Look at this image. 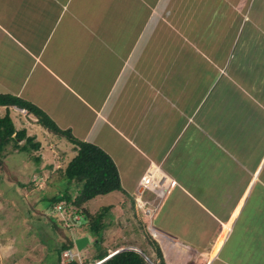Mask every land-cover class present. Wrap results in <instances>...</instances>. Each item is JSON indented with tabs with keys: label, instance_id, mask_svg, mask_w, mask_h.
Returning a JSON list of instances; mask_svg holds the SVG:
<instances>
[{
	"label": "crops",
	"instance_id": "0c3cea01",
	"mask_svg": "<svg viewBox=\"0 0 264 264\" xmlns=\"http://www.w3.org/2000/svg\"><path fill=\"white\" fill-rule=\"evenodd\" d=\"M206 2L0 0V93L29 101L59 128L104 150L118 169L122 187L137 189L150 172L164 173L168 184L172 180L152 216L157 220L154 241L164 264H264V0H210L223 39L204 44L189 40L184 29L195 19V8ZM171 5L176 16L185 19L184 29L171 20L175 14L169 12ZM151 18L174 27L196 58L216 69L213 77L232 81L235 91L238 88L260 107L256 115L239 120L232 134L224 131L225 123L212 130L208 137L214 148L235 162L223 169L210 161L211 170L199 183L202 174L187 177L166 165L169 140L158 148L147 143L153 134L158 138L157 128L166 135L171 128L169 109L162 102L175 95L167 75L179 69L141 73L142 32ZM233 56L236 72L228 74ZM135 80H141L142 87ZM133 104L142 105V110H134ZM185 109L190 112L179 115L182 123H172L177 124L172 142L188 124L202 129V119L195 120L196 108ZM152 110L158 117L148 115L152 120L143 126L142 120L136 122L135 111L142 116ZM151 122V130L143 132ZM247 136L253 143L246 147L228 140L247 141ZM174 202L186 209H171ZM178 246L183 249L176 252Z\"/></svg>",
	"mask_w": 264,
	"mask_h": 264
},
{
	"label": "rangeland",
	"instance_id": "374dc122",
	"mask_svg": "<svg viewBox=\"0 0 264 264\" xmlns=\"http://www.w3.org/2000/svg\"><path fill=\"white\" fill-rule=\"evenodd\" d=\"M169 12H174V6H170ZM194 12L195 19L192 18L190 25L185 27V29V19L178 18L175 12L171 20L182 25L180 28L184 29L185 37H188L189 40L204 44L205 42H221L224 30L220 29L219 19L212 15L214 12L210 8V0L206 3H201V6L195 8ZM146 28L148 30L145 29L142 32V54L140 57L136 56L135 58L139 57L140 63L138 66H140L141 73L142 71L150 73L149 71L155 68H179L175 73L171 74L170 72L167 75V77L172 79L171 82L173 83L170 85L176 93L168 97L167 101L162 102V106L166 110L169 109L166 116L169 120L167 124L170 123L171 128L167 135L166 132H160L161 129L157 128L158 138H155L153 134L147 143L149 145L154 143V147L158 148L164 139L169 140L170 144L164 150L166 160L168 158L166 165H169L174 170L179 169V173L182 175L187 174V177L190 174L191 176L192 174L195 176L202 174L198 178L197 182L199 183L204 173H208L211 170L208 166L210 161L212 163L216 162L213 166H223V169L225 166L232 165L235 162L230 157H222V153H219L214 148L213 139L208 137L209 134L212 135V130L216 129L219 123H225L226 128L224 131L232 134V131L236 130V125L240 123L239 120H242L245 116L256 115L260 107L251 104L250 100L241 94L238 88L235 91L232 81L218 80L220 77H213V74L217 73L216 69L211 68L209 63L206 64L196 58L193 53L194 49L187 46L174 27L169 28L167 25L160 24L159 20L156 21L155 18H151L150 24ZM200 47H197L198 50ZM197 59L199 63L196 61ZM134 64L135 60L132 58L131 67ZM234 64L235 59L233 56L228 65V67H232L228 68L230 70H228V74L231 71L236 72L235 68H233ZM192 68L196 71V74ZM140 81L135 80L136 85L140 84ZM138 87H142V85H138ZM206 87L207 89L205 90ZM204 90L208 92L203 94ZM192 105L196 108L194 112L195 120L196 118L202 119L200 121L201 131L195 130L193 124H188L182 131L180 129V132H177L178 135L172 142L174 133H171V131L172 128L177 126V124L172 126V123L181 124L183 119L179 115L190 112V109L186 110L185 108ZM132 106L136 111L142 110V105L140 106V104L136 106L133 104ZM136 111H133L135 120H137L136 122L142 120V126L145 121L158 117L154 116L157 113H154V110L150 114H142V116H140L141 112L137 113ZM2 113H4V110L0 108V114ZM148 115H151L152 119ZM10 116L18 129H26V134L35 138V141L39 143V149L32 154L24 152L13 153L10 151L11 153L4 160L7 172L4 174V179L0 180V264H53L54 252H52V246H45L40 242L37 234L27 224L23 223V213L26 212V208L31 210V213H34L36 209L43 205L40 203V198L43 195L50 197L61 189L62 172L75 152L72 149V144L65 138L48 133L45 134L42 127L36 123L34 117L29 115L31 120H33L31 121L21 110L16 108L10 110ZM225 120L228 122H219ZM152 124V122L151 124L148 123L147 129H143V132L151 130ZM213 125L215 126L213 127ZM208 127L209 130L204 132ZM241 138L230 137L228 140L232 139L233 143L231 144H237L238 146L246 147L244 144L252 145L253 140L250 137L247 136L246 139L249 140L244 141L242 139L240 142ZM156 142H158L157 146ZM242 142L244 143L242 144ZM20 143H23V141ZM197 157L199 158L197 159ZM34 158H39L38 164H35ZM198 160L200 161L199 163ZM159 183L157 181L156 185H159ZM23 185L25 186L24 188ZM123 189L126 193H112L108 196L98 197L87 204L89 210H94L103 204H112V209L109 211L112 219H108L111 224L103 231V241L94 243L93 237L88 236L89 242L81 251H78L73 243L71 250L74 254H79L82 264H84L85 260H92L89 263L93 264L96 260L92 258L105 249L110 253V251L120 248L140 247L142 249L143 247L150 252L152 257L154 256L152 250L155 249V243L148 232V226H156L157 220L154 218L152 221L153 212L157 209L159 199L156 195L158 191L159 195L164 192L153 187L150 191L154 194L143 190V195L139 196L136 188L130 191V189L123 186ZM193 189L195 190L194 187ZM199 189L201 193L202 187H196V190ZM58 209L59 207L57 206L55 209L43 210L39 214H42V219L44 220H46L43 217L44 215L57 214L59 220H62V216L56 212ZM171 209L181 210L186 208L180 207L177 202H174ZM73 219L79 220L78 216H74ZM78 224L75 223L76 229L71 231L73 241L83 233L78 232L81 230L80 227V229H77ZM64 227H66V224L61 225V228ZM63 233L68 234L66 230ZM225 233L226 231L223 235ZM60 239H62L61 236ZM177 249L182 250L183 248L178 246L175 249L176 252L179 251Z\"/></svg>",
	"mask_w": 264,
	"mask_h": 264
},
{
	"label": "trees",
	"instance_id": "16d2710c",
	"mask_svg": "<svg viewBox=\"0 0 264 264\" xmlns=\"http://www.w3.org/2000/svg\"><path fill=\"white\" fill-rule=\"evenodd\" d=\"M1 107L4 108V113L0 114V180L4 179V174L7 172L4 160L11 153L10 151L32 154L39 149V143L35 141L33 136L26 134V129L16 128L10 116V110L13 108L25 110L49 134L65 138L72 144V149L75 152L62 172L61 189L50 197L43 195L40 198V203L43 205L34 213H31V210L26 207V212L23 213V223L27 224L37 234L40 242L45 246H52L53 264H61V253L64 250H71L73 247L74 241L71 231L76 229L75 223H79L77 229L81 228L78 232H83L79 237H93L94 243L103 241V231L111 224L108 219H112L109 212L112 209V204H103L94 210H89L87 204L98 197L108 196L112 193H126L112 158L100 147L76 139L70 130L59 128L41 109L27 100L11 94L0 93ZM21 141L23 143H20ZM34 160L35 164H38L39 158H34ZM57 206L59 209L56 212L62 216V220H59L57 214L44 215L46 220L42 219V214L39 213L46 209H55ZM74 216H78L79 220H74ZM64 224L66 227L61 228V225ZM63 229L68 234L63 233ZM154 248L155 251L152 250L153 257L145 248L142 247L140 250L153 264H164L160 249L156 244H154ZM135 251L133 248H128V250L118 252L103 260L109 255L105 249L98 252L97 256L92 259L103 260L100 264H149ZM90 261L92 260H85L84 264ZM69 264L79 263L72 261Z\"/></svg>",
	"mask_w": 264,
	"mask_h": 264
},
{
	"label": "clouds",
	"instance_id": "9594fccd",
	"mask_svg": "<svg viewBox=\"0 0 264 264\" xmlns=\"http://www.w3.org/2000/svg\"><path fill=\"white\" fill-rule=\"evenodd\" d=\"M13 109H15V108H13ZM16 109H19V108H16ZM19 110H21V112H23L24 114H26V113H25V112H26L25 110H23V109H19ZM160 171H161V170H160ZM161 172H162V171H161ZM162 173H163V172H162ZM145 174H146V173H145ZM145 174H144V175H145ZM144 175L142 176V178L140 179V181L144 178ZM163 175H164V178H166L164 173H163ZM140 181H139V183H140ZM139 183H138V186H139ZM171 183H172V180H171V182L166 186L167 188H166L165 190H164V187H163V185H162V182H160L159 185H157V186H153V187H155V188H158V189L164 190V194H163V196L159 197V199H158V204H159V202L162 200V198L164 197V195L167 193V190L169 189ZM138 186H137V188H138ZM148 188H149V189H148ZM150 189H152V188H150V187L148 186V187L145 188L144 190H147V191L153 193L152 191H150ZM153 194H154V193H153ZM142 195H143V194H142ZM155 195H156V193H155ZM156 197L158 198V195H156ZM158 204H157V206H158ZM150 229H152V231H153L154 233H151ZM148 232H149L150 236L153 237V239H156V237L153 236L154 234H155L156 236H158L157 230H156L152 225H149V226H148ZM129 248H130V247H129ZM132 248L138 249V248H136V247H132ZM123 249H124V248H120V250H123ZM120 250L117 251V249H116V250H114V251H110L109 255H108L106 258H104L103 260L109 258L110 256H112V255H114V254H116V253H118V252H121ZM124 250H128V248H125ZM124 250H123V251H124ZM139 250H140V249H139ZM132 251H134V250H132ZM140 251H141V250H140ZM135 252H136V251H135ZM136 253H137V252H136ZM141 253H142V251H141ZM142 254H143V253H142ZM143 255L147 258L146 261H147L149 264H153L145 254H143ZM142 257H143V256H142ZM143 258H144V257H143ZM103 260H101V261H97V262H99V263H97V264H100ZM95 262H96V261H95Z\"/></svg>",
	"mask_w": 264,
	"mask_h": 264
},
{
	"label": "built area",
	"instance_id": "2783aa9c",
	"mask_svg": "<svg viewBox=\"0 0 264 264\" xmlns=\"http://www.w3.org/2000/svg\"><path fill=\"white\" fill-rule=\"evenodd\" d=\"M155 186H157L156 184H155ZM148 187V184H146L145 182H144V178L140 181V183H139V186H138V188H137V192H138V195L139 196H141V194H143V190L145 189V188H147ZM164 194V193H163ZM158 195V197H161V196H159V193L157 194ZM139 202L140 203H142L140 200H139ZM150 231H151V233H154L153 231H152V229H150ZM155 235V234H154ZM60 262H61V264H69V263H71L72 261H77L79 264H82V259L80 258V256H79V254L78 253H73L72 252V250H64L62 253H61V255H60ZM97 263H99V262H94L93 264H97Z\"/></svg>",
	"mask_w": 264,
	"mask_h": 264
},
{
	"label": "bare ground",
	"instance_id": "6f19581e",
	"mask_svg": "<svg viewBox=\"0 0 264 264\" xmlns=\"http://www.w3.org/2000/svg\"><path fill=\"white\" fill-rule=\"evenodd\" d=\"M165 177L166 178H164V175L162 176V175H156V176H154L151 172L150 173H148L146 176H144V182L146 183V184H150V182H157V181H159V182H162V185H163V187H164V190L167 188L166 186L168 185V183H167V175H165ZM164 190H162L163 192H164ZM161 191V190H160ZM154 237L156 236V235H153ZM131 248V247H130ZM134 249V248H133ZM118 250H120V249H118Z\"/></svg>",
	"mask_w": 264,
	"mask_h": 264
},
{
	"label": "water",
	"instance_id": "95a60500",
	"mask_svg": "<svg viewBox=\"0 0 264 264\" xmlns=\"http://www.w3.org/2000/svg\"><path fill=\"white\" fill-rule=\"evenodd\" d=\"M88 242H89V238L87 236H82L74 240V245L78 251H81L88 244ZM123 250H120V251H123ZM136 252L140 254L141 256H143L145 260H147V258L141 253L139 249H136Z\"/></svg>",
	"mask_w": 264,
	"mask_h": 264
}]
</instances>
